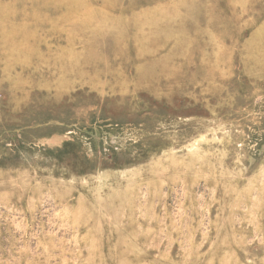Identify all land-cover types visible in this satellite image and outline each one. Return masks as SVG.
<instances>
[{
    "label": "rangeland",
    "instance_id": "1",
    "mask_svg": "<svg viewBox=\"0 0 264 264\" xmlns=\"http://www.w3.org/2000/svg\"><path fill=\"white\" fill-rule=\"evenodd\" d=\"M75 1L0 0V264H264V0Z\"/></svg>",
    "mask_w": 264,
    "mask_h": 264
},
{
    "label": "bare ground",
    "instance_id": "2",
    "mask_svg": "<svg viewBox=\"0 0 264 264\" xmlns=\"http://www.w3.org/2000/svg\"><path fill=\"white\" fill-rule=\"evenodd\" d=\"M45 1H46V0H45ZM74 1H75V0H74ZM76 1H77V0H76ZM76 1H75V2H76ZM167 1H168V0H167ZM225 1H226V0H225ZM230 1L233 2L234 0H230ZM239 1H240V0H239ZM242 1H243V0H242ZM161 2H162V1H161ZM165 2H166V1H165ZM165 2H162V3H165ZM191 2H192V1H191ZM202 2H203V1H202ZM42 3H43V2H42ZM47 3H49V1H48ZM47 3H46V5H47ZM89 3H90V2H89ZM169 3H170V1H169ZM169 3H168V4H169ZM181 3H182V2H181ZM194 3H195V2H194ZM203 3H204V2H203ZM53 4H54V3H53ZM157 4H158V2H157ZM179 4H180V3H179ZM195 4H196V3H195ZM247 4H248V3H247ZM253 4H254V3H253ZM68 5H69V4H68ZM249 5H251V4H249ZM170 6H171V5H170ZM177 6H178V5H177ZM184 6H185V5H184ZM184 6H183V7H184ZM186 6H187V5H186ZM52 7H53V6H52ZM188 7H190V6H188ZM188 7H187V8H188ZM194 7H195V6H194ZM245 7H246V6H245ZM245 7H243V8H245ZM50 8H51V7H50ZM54 8H56V6H55ZM72 8H73V6H72ZM172 8H173V7H172ZM192 8H193V7H192ZM248 8H249V7H248ZM69 9H71V8H69ZM74 9H76V8H74ZM169 9H170V8H169ZM173 9H174V8H173ZM173 9L171 10V12L173 11ZM180 9H181V8H180ZM194 9H195V8H194ZM194 9H193V11H194ZM217 9H218V8H217ZM233 9H234V8H233ZM252 9H253V8H252ZM258 9L261 10L260 8H258ZM72 10H73V9H72ZM78 10H79V9H78ZM189 10H190V8H189ZM195 10H196V9H195ZM219 10H220V9H219ZM222 10H223V9H222ZM239 10H240V8H239ZM245 10H246V9H245ZM254 10H255V9H254ZM69 11L71 12V10H69ZM178 11H179V10H178ZM232 11H235V10H232ZM249 11H250V10H249ZM66 12H67V11H66ZM91 12H93V11H91ZM168 12H170V11H168ZM173 12H176V11H173ZM179 12L183 13L182 11H179ZM185 12H187V9H186ZM185 12H184V13H185ZM190 12H192V11H190ZM190 12H188V13H190ZM224 12H225V11H224ZM255 12H256V11H255ZM258 12H259V11H257V13H258ZM78 13H79V12H78ZM93 13H94V12H93ZM106 13H107V12H106ZM165 13H166V12H165ZM176 13H177V12H176ZM184 13H183V15H185ZM188 13H187V14H188ZM240 13H241V12H240ZM259 13H260V12H259ZM59 14H60V13H59ZM91 14H92V13H91ZM178 14L180 15V13H178ZM225 14H226V13H225ZM237 14H238V13H237ZM243 14H244V13H243ZM253 14H254V13H253ZM253 14H252V15H253ZM106 15H107V14H106ZM191 15H192V14H191ZM228 15H230V14H228ZM228 15H227V16H228ZM244 15H245V14H244ZM261 15H262V14H261ZM69 16H70V15H69ZM87 16H88V15H87ZM163 16H164V15H163ZM185 16L187 17V15H185ZM188 16H189V14H188ZM192 16H193V15H192ZM47 17H48V16H47ZM66 17L68 18V16H66ZM81 17H82V16H81ZM90 17H91V16H90ZM179 17H180V16H179ZM51 18H52V17H51ZM72 18H73V17H72ZM92 18H93V17H92ZM190 18H191V17H190ZM190 18H189V19H190ZM39 19H40V18H39ZM42 19H43V18H42ZM44 19H45V17H44ZM85 19H87V18L85 17ZM106 19H107V18H106ZM160 19H161V18H160ZM181 19H182V18H181ZM194 19H195V18H194ZM46 20H47V19H46ZM66 20H67V19H66ZM92 20H93V19H92ZM95 20H96V19H95ZM109 20H111V19H108V21H109ZM161 20H162V19H161ZM179 20H180V19H179ZM184 20H186V19H184ZM195 20H196V19H195ZM198 20H199V18H198ZM241 20H242V19H241ZM37 21H38V20H37ZM48 21H49V19H48ZM68 21H69V20H68ZM71 21H72V20H71ZM81 21H82V20H81ZM88 21H89V20H88ZM181 21H182V20H181ZM192 21H194V20H192ZM196 21H197V20H196ZM44 22H45V21H44ZM98 22H100V21H98ZM134 22H135V21H134ZM161 22H162V21H161ZM164 22H165V21H164ZM172 22H173V21H172ZM207 22H208V21H207ZM209 22H210V21H209ZM219 22H220V21H218V23H219ZM65 23H66V22H65ZM72 23H73V22H72ZM95 23H96V22H95ZM107 23H108V22H106V24H107ZM159 23H160V22H159ZM174 23H175V22H174ZM176 23H177V22H176ZM186 23H187V22H186ZM198 23H199V21H198ZM198 23H197V24H198ZM218 23H217V25H218ZM221 23H222V22H221ZM251 23H252V22H251ZM58 24H59V23H58ZM66 24H67V23H66ZM168 24H170V23H168ZM168 24H167V26H168ZM177 24H178V23H177ZM179 24H181V23H179ZM199 24H200V23H199ZM61 25H62V24H61ZM64 25H65V24H64ZM97 25H98V24H97ZM183 25H184V22H183ZM222 25H223V24H222ZM228 25H229V24H228ZM92 26H94L93 28L96 27L95 25H92ZM98 26H99V25H98ZM138 26H139V25H138ZM138 26H137V27H138ZM199 26H200V25H199ZM207 26H209L208 23H207L206 27H207ZM134 27H135V26H134ZM147 27H148V26H147ZM178 27H179V26H178ZM184 27H186V26H184ZM243 27H244V26H243ZM69 28H70V27H69ZM103 28H104V26H103ZM135 28H136V27H135ZM145 28H146V27H145ZM145 28H144V29H145ZM159 28H160V27H159ZM168 28H169V27H168ZM170 28H171V27H170ZM172 28H175V27L172 26ZM186 28H187V27H186ZM198 28H199V27H198ZM198 28H197V29H198ZM224 28H225V27H224ZM261 28H262V27H261ZM89 29H90V28H89ZM105 29H106V28H105ZM113 29H114V28H113ZM113 29H112V30H113ZM146 29H147V28H146ZM148 29H149V28H148ZM153 29H154V27H153L151 30H153ZM157 29H158V26H157ZM157 29H156V30H157ZM179 29H180V28H179ZM197 29H196V30H197ZM207 29H208V28H207ZM207 29H206V30H207ZM210 29H212V28H210ZM95 30H96V29H95ZM109 30H110V29H109ZM121 30H122V29H121ZM149 30H150V29H149ZM154 30H155V29H154ZM154 30H153V31H154ZM158 30H159V29H158ZM162 30H163V29H162ZM177 30H178V29H177ZM187 30H188V29H187ZM221 30H222V28H221ZM226 30H227V29H226ZM51 31H52V30H51ZM68 31H69V30H68ZM104 31H105V30H104ZM165 31H167V30H165ZM165 31H164V33H165ZM169 31H170V30H169ZM171 31H172V30H171ZM171 31H170V32H171ZM178 31H179V30H178ZM189 31H190V30H189ZM198 31H199V29H198ZM201 31H202V30H201ZM208 31H209V30H208ZM96 32H97V31H96ZM110 32H111V31H110ZM158 32H160V31H158ZM175 32H176V31H175ZM202 32H205V31L203 30ZM67 33H68V32H67ZM76 33L78 34L77 31H76ZM105 33H107V31H106ZM105 33H103V34H105ZM108 33H109V31H108ZM123 33H125V32H123ZM140 33H141V32H140ZM147 33H148V32H147ZM188 33H189V32H188ZM190 33H191V32H190ZM197 33H198V32H197ZM224 33H225V32H224ZM231 33H232V32H231ZM74 34H75V33H74ZM169 34H170V33H169ZM186 34H187V33H186ZM191 34H192V33H191ZM221 34H222V33H221ZM79 35H80V34H79ZM106 35H107V34H106ZM121 35H122V34H121ZM141 35H142V34H141ZM160 35H161V33H160ZM175 35H176V34L174 33V36H175ZM226 35H227V33H226ZM83 36H84V35H83ZM127 36H128V35H127ZM161 36H162V35H161ZM164 36H168V35H164ZM174 36H173V37H174ZM176 36H177V35H176ZM176 36H175V37H176ZM198 36H199V35H198ZM220 36H221V35H219L218 37H220ZM68 37H69V35H68ZM73 37H74V35L72 36V38H73ZM75 37H76V36H75ZM125 37H126V36H125ZM155 37L157 38L158 36H155ZM178 37H179V36H178ZM185 37H186V36H185ZM193 37L195 38V36H193ZM153 38H154V36H153ZM197 38H198V37H197ZM222 38H223V37H222ZM224 38H225V37H224ZM81 39H82V38H81ZM94 39H95V38H94ZM119 39H120V38H119ZM123 39H124V38H123ZM198 39H199V38H198ZM244 39H245V38H244ZM246 39H247V37H246ZM68 40H69V39H68ZM73 40L75 41L76 39L73 38ZM73 40H72V41H73ZM86 40H88V39L86 38ZM99 40H100V39H99ZM133 40H134V39H133ZM133 40H132V42H133ZM158 40H160V39H158ZM171 40H172V39H171ZM192 40H193V39H192ZM219 40H220V39H219ZM83 41H84V40H83ZM104 41H105V40H104ZM220 41H221V40H220ZM220 41H219V42H220ZM244 41H245V40H244ZM79 42H80V40H79ZM96 42H97V41H96ZM125 42H126V41H125ZM151 42H152V41H151ZM158 42L160 43V41H158ZM167 42H168V41H167ZM169 42H170V41H169ZM192 42H193V41H192ZM223 42H224V41H223ZM76 43H77V42H76ZM80 43H81V42H80ZM104 43H105V42H104ZM123 43H124V42H123ZM67 44H68V43H67ZM78 44H79V43H78ZM118 44H119V43H118ZM139 44H140V43H139ZM150 44H151V43H150ZM156 44H157V41H156ZM158 45H160V44H158ZM162 45H163V44H162ZM225 45H226V44H225ZM68 46H69V45H68ZM71 46H72V45H71ZM126 46H128V45H126ZM150 46L152 47V44H151ZM229 46H230V45H228V47H229ZM72 47H73V46H72ZM86 47H87V46H86ZM92 47H93V46H92ZM119 47H121V46H119ZM156 47H157V46H156ZM87 48H88V47H87ZM93 48H94V47H93ZM135 48H136V47H135ZM66 49H67V48H66ZM66 49H65V51H67ZM74 49H75V48H74ZM76 49H77V48H76ZM76 49H75V50H76ZM117 49H118V47H117ZM122 49H123V48H122ZM122 49H121V50H122ZM160 49H161V48H160ZM75 50H74V51H75ZM222 50H223V49H222ZM71 51H72V53H70V56H71V55L73 54V52H74L73 50H71ZM95 51H97V50H95ZM95 51H94V52H95ZM122 51H123V50H122ZM122 51H121V52H122ZM155 51H156V50H155ZM155 51L153 50V52H155ZM241 51H242V50H241ZM85 52H86V51H85ZM112 52H113V51H112ZM191 52H192V51H190V54H191ZM224 52H226V50H225ZM224 52H223V53H224ZM62 53H63V52H62ZM155 53H156V52H155ZM193 53H194V52H193ZM57 54H58V53H57ZM94 54H95V53H94ZM97 54H98V53H97ZM112 54H113V53H112ZM126 54H128V53H126ZM165 54H166V52H165ZM117 55H118V54H117ZM60 56H61V55H60ZM72 56H74V55H72ZM93 56H94V55H93ZM113 56H114V55H113ZM154 56H155V55H154ZM191 56H192V55H191ZM224 56H226V55L224 54ZM74 57H75V56H74ZM97 57H98V56H97ZM115 57H116V55H115ZM117 57H118V56H117ZM117 57H116V59H117ZM125 57H126V55H125ZM125 57H124V58H125ZM155 57H156V56H155ZM159 57H160V56H159ZM159 57H158V58H159ZM193 57H194V56H193ZM68 58H69V57H68ZM71 58H73V57H71ZM76 58H77V57H76ZM87 58H88V56L86 57V59H87ZM100 58H102V57H100ZM120 58H122V57H120ZM129 58H130V57H129ZM136 58H137V57H136ZM190 58H191V57H190ZM228 58H229V57H228ZM84 59H85V58H84ZM103 59H104V58H103ZM103 59H102V60H103ZM105 59H106V58H105ZM108 59H109V58H108ZM116 59H115V61H116ZM131 59H132V58H131ZM96 60H97V59H96ZM96 60H95V61H96ZM124 60H125V59H124ZM135 60H136V59H135ZM149 60L151 61V59H149ZM152 60H153V59H152ZM189 60H190V59H189ZM76 61H77V60H76ZM80 61H81V60H80ZM88 61H89V59H88ZM108 61H109V60H108ZM121 61H122V60H121ZM136 61H137V60H136ZM99 62H100V61H99ZM122 62H123V61H122ZM139 62H140V61H139ZM141 62H142V61H141ZM117 63H118V62H117ZM60 64H62V63H60ZM74 64H75V63H74ZM80 64H82V63H80ZM63 65H64V64H63ZM63 65H61V66L64 67ZM70 65H71V64H70ZM88 65H89V63H88ZM54 66H55V65H54ZM61 66H59V67H61ZM86 66H87V65H86ZM48 67H49V66H48ZM66 67H67V66H66ZM76 67H77V66H76ZM109 67H110V64H109ZM109 67H108V68H109ZM119 67H120V66H119ZM81 68H82V67H81ZM157 68H158V67H157ZM67 69H68V68H67ZM72 69H74V68H71V70H72ZM76 69H77V68H76ZM87 69H88V68H87ZM119 69H120V68H119ZM54 71H55V69H54ZM54 71H53V72H54ZM65 71H66V70H65ZM68 71H69V70H68ZM96 71H106V72H109V71H111V70H108V69H101V68H100V69H97ZM96 71H95V72H96ZM71 72H72V71H71ZM74 72H75V71H74ZM81 72H82V71H81ZM95 72H94V73H95ZM118 72H119V70H118ZM120 72H122V70H121ZM89 73H90V72H89ZM124 73H125V72H124ZM60 74H62V73H60ZM60 74H59V75H60ZM64 74H65V73H64ZM74 74H75V73H74ZM79 74H80V73H79ZM84 74H85V73H84ZM90 74H91V73H90ZM135 74H136V73H135ZM72 75H73V74H72ZM81 75H82V74H81ZM87 75H88V73H87ZM92 75H93V77L95 76V74H92ZM97 75H98V73H97ZM110 75H111V73H110ZM121 75H122V74H121ZM63 76H64V75H63ZM63 76H62V77H63ZM101 76H102V75H101ZM135 76H136V75H135ZM80 77H81V76H80ZM93 77H92V78H93ZM159 77H160V75H159ZM163 77H164V76H163ZM83 78H85V77H83ZM156 78H157V77H156ZM80 79H81V78H80ZM80 79H79V80H80ZM87 79H89V78H87ZM98 79H99V78H98ZM100 79H102V78H100ZM124 79H126V78L124 77V78H123V81H124ZM135 79H136V78H135ZM150 79H151V78H150ZM161 79H162V78H161ZM161 79H160V80H161ZM74 80H75V79H74ZM79 80H78V81H79ZM91 80H92V79H91ZM146 80H147V79H146ZM151 80H152V79H151ZM84 81H87V80L85 79ZM84 81H83V82H84ZM99 81H100V80H99ZM127 81H128V80H127ZM127 81H126V82H127ZM156 81H157V80H156ZM68 82H69V79H68ZM74 82H75V81H74ZM79 82H80V81H79ZM88 82H89V81H88ZM93 82H94V81H93ZM101 82H103V81H101ZM132 82H133V81H132ZM97 83H99V82H97ZM129 83H131V82H129ZM135 83H137V81H136ZM141 83L143 84V82H141ZM141 83H140V84H141ZM145 83H146V82H145ZM145 83H144V84H145ZM149 83H150V82H149ZM149 83H148V84H149ZM153 83H154V82H152L151 84H153ZM158 83H160V82H158ZM71 84H72V83H71ZM81 84H82V83H81ZM85 84H86V82H85ZM100 84H101V83H100ZM120 84H121V83H120ZM87 85H88V84H87ZM91 85H93V84H91ZM95 85H96V84H95ZM107 85H108V84H107ZM115 85H116V84H115ZM127 85H128V84H127ZM134 85H135V84H134ZM145 85H146V84H145ZM97 86H98V85H97ZM105 86H106V85H105ZM111 86H113V85H111ZM135 86H137V85H135ZM139 86H140V85H139ZM159 86H161V85H159ZM159 86H158V87H159ZM103 87H104V84H103ZM164 87H166V86H164ZM91 88H92V87H91ZM97 88H98V87H97ZM161 88H162V87H161ZM114 89H115V88H114ZM125 89H127V90L129 91L128 87L125 88ZM133 89H134V88H133ZM99 90H100V89H99ZM127 90H126V92H125V91H124V92L127 93ZM162 90H163V89H162ZM160 91H161V90H160ZM121 92H122V91H121ZM167 92H168V91H166V93H167ZM130 93H131V92H130ZM132 93H133V91H132ZM132 93H131V94H132ZM151 93H152V92H151ZM154 93H155V92H153V94H154ZM103 94H104V93H103ZM122 94H123V93H122ZM101 95H102V94H101ZM154 95H155V94H154ZM161 95H162V94H161ZM156 97H157V96H156ZM123 101H124V100H123ZM124 102H125V101H124ZM132 110H133V109H132ZM129 111H130V110H129ZM131 211H132V210H131ZM123 233H124V232H123ZM91 234H92V233H91ZM125 234H126V233H125ZM99 235H100V234H99ZM125 238H126V237H125ZM93 241H94V240H93ZM144 241H145V240H144ZM146 241H148V240H146ZM172 242H173V241H172ZM148 243H149V242H148ZM93 245H94V244H93ZM133 247H134V246H133ZM105 253H106V252H105ZM148 254H149V253H148ZM126 257H127V256H126ZM126 257H125V259H126ZM213 259H214V258H213ZM209 260H210V259H209ZM138 261H139V260H138ZM140 261H141V260H140ZM149 261H150V260H149ZM145 262H146V261H145ZM176 262H177V261H176ZM198 262H199V261H198ZM211 262H212V261H211ZM102 263H103V262H102ZM162 263H163V262H162ZM164 263H165V262H164ZM183 263H184V262H183ZM135 264H136V263H135ZM139 264H140V263H139ZM150 264H151V263H150ZM168 264H169V263H168ZM207 264H208V263H207Z\"/></svg>",
    "mask_w": 264,
    "mask_h": 264
}]
</instances>
